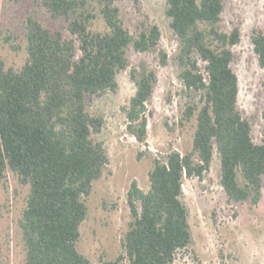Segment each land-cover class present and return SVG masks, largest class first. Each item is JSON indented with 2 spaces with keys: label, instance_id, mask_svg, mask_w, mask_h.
Returning a JSON list of instances; mask_svg holds the SVG:
<instances>
[{
  "label": "trees",
  "instance_id": "trees-1",
  "mask_svg": "<svg viewBox=\"0 0 264 264\" xmlns=\"http://www.w3.org/2000/svg\"><path fill=\"white\" fill-rule=\"evenodd\" d=\"M121 1L38 0L39 8L60 25L47 26L37 12L28 16L25 64L16 68L0 58V189L8 171L29 187L20 221L21 264H92L79 249L81 226L110 159L99 139L105 116L88 107L94 98L116 92L119 74L128 69L137 89L123 107L127 129L141 144L148 141V104L158 77L146 62L133 66L129 53L158 52L161 66L170 57L160 48V26L142 21L132 32L122 17ZM225 5L226 0H166L178 42L173 61L189 95L181 125L196 121L192 148L154 156L147 191L132 183L127 195L132 221L123 251L102 264H176L179 254L191 253L194 237L184 182L203 179L215 152L228 202L257 205L262 199L264 138L255 141L252 120L239 108L233 48L242 33L239 25L223 29ZM98 22L102 30L94 29ZM17 38L9 36L10 44L21 50ZM252 43L264 69L263 29H253Z\"/></svg>",
  "mask_w": 264,
  "mask_h": 264
},
{
  "label": "rangeland",
  "instance_id": "rangeland-1",
  "mask_svg": "<svg viewBox=\"0 0 264 264\" xmlns=\"http://www.w3.org/2000/svg\"><path fill=\"white\" fill-rule=\"evenodd\" d=\"M38 0H0V58L8 66L22 67L27 58L23 27L27 17L38 13L51 27L60 25L39 8ZM126 26L135 32L142 21L157 23L163 33L160 48L170 61L161 66L158 52L129 53L131 64L146 62L158 77L148 104V141L145 145L133 139L127 129V106L136 93L130 69L119 74V88L96 97L89 110L105 116L106 125L99 135L105 143L110 164L104 177L95 183L88 200L89 216L81 226L80 251L92 264L114 260L123 251L125 234L132 221L127 195L136 181L145 191L150 187L149 172L153 157L171 149L186 153L191 150L196 121L181 125L189 95L179 77L180 69L173 61L178 42L166 15V0H131L119 3ZM223 29L241 28V43L233 48V67L239 76V108L252 120L256 142L264 138V69L259 66L252 43L254 28L264 30V0H226ZM102 22L94 29L102 30ZM9 36L18 37L11 47ZM5 186L0 189V264H21L25 257L20 221L27 206L29 187L21 185L17 176L8 171ZM184 199L190 210L194 237L192 252L179 254L176 264H264V188L259 204H230L221 185V163L217 152L210 172L203 179H186Z\"/></svg>",
  "mask_w": 264,
  "mask_h": 264
},
{
  "label": "built area",
  "instance_id": "built-area-1",
  "mask_svg": "<svg viewBox=\"0 0 264 264\" xmlns=\"http://www.w3.org/2000/svg\"><path fill=\"white\" fill-rule=\"evenodd\" d=\"M133 139H134V140H137L136 137H135L134 135H133Z\"/></svg>",
  "mask_w": 264,
  "mask_h": 264
}]
</instances>
